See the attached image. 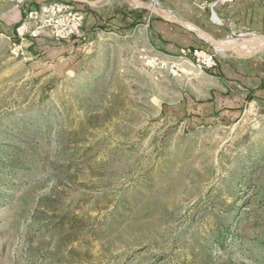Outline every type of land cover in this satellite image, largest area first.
<instances>
[{
    "label": "rangeland",
    "instance_id": "374dc122",
    "mask_svg": "<svg viewBox=\"0 0 264 264\" xmlns=\"http://www.w3.org/2000/svg\"><path fill=\"white\" fill-rule=\"evenodd\" d=\"M105 26L70 67L0 28V264H264V98L201 109L192 56L153 66L143 33Z\"/></svg>",
    "mask_w": 264,
    "mask_h": 264
},
{
    "label": "crops",
    "instance_id": "0c3cea01",
    "mask_svg": "<svg viewBox=\"0 0 264 264\" xmlns=\"http://www.w3.org/2000/svg\"><path fill=\"white\" fill-rule=\"evenodd\" d=\"M49 1L52 0H0V28L6 30L8 35L14 33L28 10ZM86 1L73 2L86 6L84 28L88 35L100 26L106 28L108 24L120 33H143L148 51L162 58L180 57L182 50L206 46L209 40L197 34L193 28L222 41L237 28L264 32V0H234L231 5L219 4L215 8L216 0H161L175 13L172 18L164 11L169 19L151 13L148 7L131 0H99L95 4ZM211 12H215L219 18L217 26H210L216 22L210 16ZM175 20L192 26V29ZM34 41L36 50H40L48 62L66 63L70 67L80 39L74 37L60 42L44 34ZM230 53L219 62L218 68L207 71L212 80L206 87L207 100L200 102L201 109L208 110L210 107V110L219 111L225 106L238 108L245 101L264 98V59L261 58V50L245 56Z\"/></svg>",
    "mask_w": 264,
    "mask_h": 264
},
{
    "label": "built area",
    "instance_id": "2783aa9c",
    "mask_svg": "<svg viewBox=\"0 0 264 264\" xmlns=\"http://www.w3.org/2000/svg\"><path fill=\"white\" fill-rule=\"evenodd\" d=\"M219 1L224 4L233 3L234 0H217L215 3ZM73 3L70 0H52L30 9L22 22L15 27L12 52L15 55L23 54L24 48L30 43L29 40H35L44 34L60 42L82 36L85 16L83 11L75 8ZM191 56L200 71H209L218 66L215 54L208 49L194 47L182 50L180 58L185 59ZM148 61L159 68L168 63L156 54H150Z\"/></svg>",
    "mask_w": 264,
    "mask_h": 264
},
{
    "label": "water",
    "instance_id": "95a60500",
    "mask_svg": "<svg viewBox=\"0 0 264 264\" xmlns=\"http://www.w3.org/2000/svg\"><path fill=\"white\" fill-rule=\"evenodd\" d=\"M72 1H80V0H72ZM98 1L99 0H91V1L87 0L86 2L91 3V4H95ZM131 1L137 3L138 5H141V6H144V7H148L151 10V13H156V14L160 15L161 17L165 18V19H169V17L166 16L164 13H161V12L157 11L156 9L152 8L151 6L146 5L145 3H143L140 0H131ZM175 22H178L179 24H181L182 26H184L186 28L192 29L191 27H189L185 23L179 22L177 20H175ZM192 30H194L197 34H199V35L205 37L206 39H208L209 41H211L215 46L218 45L219 47H221V49H223L225 51H230V52L236 53V54H238L240 56L248 55V54H245L244 52H242V51H240L238 49H235L234 46L225 44L222 40H218V39L210 36L209 34H207L205 31H203L201 29H198V28L194 29L193 28ZM257 48L258 49L256 51L262 50L264 48V43L261 44V45H258Z\"/></svg>",
    "mask_w": 264,
    "mask_h": 264
},
{
    "label": "bare ground",
    "instance_id": "6f19581e",
    "mask_svg": "<svg viewBox=\"0 0 264 264\" xmlns=\"http://www.w3.org/2000/svg\"><path fill=\"white\" fill-rule=\"evenodd\" d=\"M151 7L154 8V9H156L157 11H159L161 13H165L166 12V10H164L162 8H158V6H156L155 4L152 5ZM167 13H169V12H167ZM168 15L170 17H175L172 14H168ZM214 19H215V21H218L217 17H214ZM223 42L225 44H228V45L232 44V46H234L235 49H238L240 51H246V50H248L250 47H252L254 45H261V44H263L264 43V35H259V34H251V35H247V36H244L243 35V36H240V37H237V38H231L229 40H223ZM238 44H240L239 48L236 46ZM216 47L218 49H220V50H223L218 45H216ZM254 50H252V51H254ZM252 51H250L248 54H250Z\"/></svg>",
    "mask_w": 264,
    "mask_h": 264
},
{
    "label": "trees",
    "instance_id": "16d2710c",
    "mask_svg": "<svg viewBox=\"0 0 264 264\" xmlns=\"http://www.w3.org/2000/svg\"><path fill=\"white\" fill-rule=\"evenodd\" d=\"M230 224L231 223H228V224L224 223L219 228L217 236H216V238L213 241L214 243L216 242L219 245H222V246L224 245L227 233L230 232V230H231Z\"/></svg>",
    "mask_w": 264,
    "mask_h": 264
}]
</instances>
